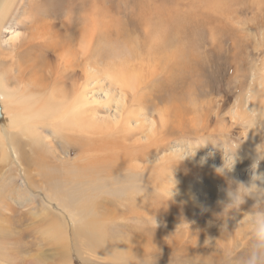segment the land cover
I'll list each match as a JSON object with an SVG mask.
<instances>
[{"label":"rangeland","instance_id":"1","mask_svg":"<svg viewBox=\"0 0 264 264\" xmlns=\"http://www.w3.org/2000/svg\"><path fill=\"white\" fill-rule=\"evenodd\" d=\"M73 1H50L46 8L48 12H66L72 8L68 3ZM89 3L88 9L79 11L71 22L75 23L79 35L82 27H86L85 32L78 35L75 45L80 51V47L90 41L93 51L98 55L102 51L105 58L102 69H107L114 61L128 60L141 72V85L138 91L129 94L125 115L127 111L137 114L136 109L142 108L141 113L158 123L153 141H157L158 149L163 147L159 157L174 158L173 150L188 151L190 146L199 148L211 143L209 152H219L230 159V142L232 147L238 144L230 159L231 167L224 169V175H219L218 168L206 169L190 160L180 163L178 171L174 168L176 172L172 173L179 181L174 185L175 195L166 207H161L157 201L145 199L144 202L142 198L136 201L130 197L136 188L151 195L152 186L162 175L158 171L162 168L157 164V170L151 172L153 176L146 171L151 167L149 161L130 162L139 152L131 156L134 150L129 147L138 139L146 144L145 133L135 136L127 146L108 142L107 133L93 137L94 145L84 141L83 145L66 142L65 145L38 146L20 131L10 130L7 124L3 128L0 125V226L7 230L5 241L0 239V248L5 246L12 254L10 264H27L40 253L59 252L61 247L49 237L46 229L47 221L59 220L67 232L69 256L63 260L60 251L49 263L87 264L86 258L97 247H92L78 230V221L72 222L62 211L67 205L57 206L60 202L56 198L65 199L71 194L69 209L77 210L80 217L86 204L96 209L100 221L104 222L112 252L129 245L137 259H143L144 250L137 246L142 243L143 249L149 246L156 251L153 240L159 250L157 264H170L175 245L179 249L187 246L190 259L207 257L215 252V242L221 235L223 221L218 217L223 212L222 204L228 200L229 181L233 182V189L237 184L250 187L255 183L258 189L264 190V159H260L259 153V148L264 151V116L250 109L257 101L262 106L259 110H264V99L249 93L260 83V78L264 79V0H91ZM3 32L2 46L9 48L13 39L23 35L25 30L13 27L12 31ZM100 39L102 41L98 42ZM160 43H166L168 48L157 52L153 45ZM180 50H183L185 63L177 60L169 63L165 56ZM115 111L112 102L109 107L93 108L90 114L97 115L96 125L102 123L108 129ZM235 112L240 113L236 119ZM161 119H164L162 123ZM13 133L16 134L11 146L9 138ZM100 137L107 142L98 147ZM2 149L5 150L4 158ZM40 152L45 162L47 159L58 168L73 169L69 182L63 183L68 178L63 169L56 179L45 178L50 169L46 171L45 164H40L42 169L37 164ZM63 152L69 155L64 166ZM107 156L125 160L124 170L111 168L112 162ZM157 156L152 160L155 161ZM132 166L136 172L130 170ZM242 170H247L246 175L252 173L259 178L245 181L241 179L243 173L239 172ZM25 183V194L32 195L29 200L20 193ZM181 197H184L183 202H180ZM194 200L198 201L194 204ZM257 202V197H250L241 206L240 213L231 214L234 219L227 222L230 232L243 218L242 213L249 212ZM43 212L47 213L48 219L45 213L41 214ZM144 212L155 215L157 227L154 233L137 231L138 220ZM182 221L191 226L196 238L193 235L188 239L185 226L184 235L175 237L174 242L170 237ZM248 241L247 233L239 230L235 242L239 248L236 259L247 253ZM110 254L104 248L97 253L100 257Z\"/></svg>","mask_w":264,"mask_h":264},{"label":"bare ground","instance_id":"2","mask_svg":"<svg viewBox=\"0 0 264 264\" xmlns=\"http://www.w3.org/2000/svg\"><path fill=\"white\" fill-rule=\"evenodd\" d=\"M50 1L38 2L37 0H0V94H6L8 89H17L11 103L0 104L1 128L7 124V128L14 131L17 130L18 132L20 131L24 137L31 139L32 142L38 146L44 144L65 145L66 142H73L74 144L79 142V144L83 145L84 141L94 145L93 137H98L106 133L109 134L106 135V138H109L108 142H115L123 144V146H127L128 142L135 136L145 133L144 138H142L146 140V144L140 142L138 139V141L131 146V148L129 147V149L134 150L131 156L135 152H139L138 154H134L131 158V164L133 161L139 162L141 160L149 161L151 165L156 161L159 168L164 170L167 169V166L174 160L183 159L185 157L181 163H185V161L190 160L199 166L201 165L206 167V169L207 167L226 170L230 169L226 167V160L229 164L231 163L228 156L219 152H209L211 143L199 148L190 146L188 151L173 150L172 157L174 158H167V156L159 157V154L162 152L161 148L163 147H159L158 149L157 141H153V138L156 137L155 133L158 129V123L153 119L151 120L147 115L141 113L142 108H139L138 110L136 109V111H138L137 114L134 111V113H132V111H127V114L125 115L130 99L129 94L138 91L139 86L141 85L140 71H137L134 64H132V61L128 60L127 62L125 60V62L114 61L109 64L107 69H102L101 65L105 64V58L101 55L102 51L99 52L98 55L97 51H93L90 41H86V39L84 46L80 45V51L75 45L79 35V30L76 28L75 23L71 22L79 11H86L88 9V5L91 0H74L73 2H69L68 4L72 7L71 10L62 13L58 11L48 12L46 7ZM52 4L53 3H51V5ZM85 13L86 12H83V14ZM62 15L66 17L65 20ZM84 19L87 20V16H84ZM13 27H19V29L25 30V33L13 39L9 48H4L1 42V38L3 36L2 34L4 33L3 30L10 32ZM85 30L86 27H82L79 37L85 32ZM101 41L102 39L98 40V42ZM154 45V50L157 52L168 48L166 43L164 45L161 43L158 45L156 44L155 46ZM93 54H96V56L93 57ZM173 54H175V52ZM173 54L169 56L167 54L165 56L169 63L171 60H177V62L180 61L181 63H185L183 50H180L175 55ZM126 63L128 64L126 65ZM116 92L117 95H115ZM249 93L252 97L257 94L258 97L263 96L264 99V79L260 78V83H258L257 86L255 85L254 89H251ZM138 98L141 99L139 95ZM112 102L116 108L113 116L110 117L112 126L106 129L103 127L104 125L102 123L96 125L99 119L97 118V115L90 114L93 113V108H97V106L102 105L109 107ZM261 107L262 106L259 102L254 101L253 105L250 106V109L253 112H258L260 116H264V110H259ZM221 108L222 107L220 106L219 111ZM239 114L236 112L233 114L235 119ZM163 120L164 119H161V123ZM15 134L16 133H13L9 138V144H11V146L14 144ZM100 138L102 139H99L100 141L98 143V147H100L99 145L102 146L107 142V139L103 137ZM3 149L2 154L4 158L6 155L5 150L3 151ZM137 149H140V151ZM122 151L124 154L123 149H121V152ZM121 152L118 154H121ZM119 156L116 159L107 156V160L112 162L111 168L116 167V170L119 169V171H122L124 170L126 161L119 159ZM156 156V160H152ZM61 159L64 162V166L65 162L69 161L68 153L63 152ZM128 159L126 160L128 161ZM36 162L41 169L42 167L40 164H45L46 171L48 168L50 169L49 173H46L45 176L48 180L56 179L62 172L61 169H63V172H66L65 175H68L67 180L63 183H66L67 181L69 182L71 179L73 169L66 167L58 168L56 165L54 166L51 164L47 159L45 162L42 159L41 152L40 155L37 156ZM179 164L173 166L171 173L176 172V170L178 171ZM157 165H151V167L146 171H148V173L156 171L158 168ZM92 168L95 169L94 166H92ZM129 168L132 171H137L135 166ZM162 170L158 171L163 174ZM235 171L236 170H234V173ZM239 172L243 173L241 179L245 181H254V177H256V180L259 178H257L259 175H254L252 173L246 175L245 173L247 170ZM151 174L153 175V173ZM172 178L174 180V185H177L179 181H177L174 177ZM22 187L23 190L20 191L21 196L26 192V183L23 184ZM28 193L29 192H27L24 196L29 200L32 195ZM70 196L71 194L65 199L56 198V200L58 199L60 202L57 206L61 208V204L67 205L63 207L62 211L66 212V215L69 216L68 218L71 221H78V230L85 235L88 241L92 244V247L95 246L100 248L105 245V251L112 253L107 232L103 228L104 222L100 221L96 209L91 206V204H86V206L81 210L82 215L80 217V213H76L77 210L74 212L72 209H69L70 205H72ZM196 197L198 198V196ZM182 198L184 197H181L180 202L184 201H182ZM197 201L198 200H194L192 203L195 204ZM203 205L201 204V206ZM44 213L45 212L41 214ZM45 215L47 216V213H45ZM77 216L80 217L78 220L76 219ZM46 218L48 219L49 216ZM46 224L49 237H51V239L61 247L60 251L62 253L63 260L68 259L69 255L66 246L68 237L64 225H62L59 220L56 222L51 221L50 223L47 221ZM6 231L7 230L4 227L0 226V239H3L4 241ZM142 246V243L139 244L137 249L144 250ZM126 249L127 247L122 248L121 250ZM60 251L53 253H40L33 256L31 259L29 258L30 260L27 264H50L49 262L53 261L55 257L60 254ZM138 251L142 252L140 250ZM11 255L12 254L7 251L5 246L0 248V264H10L12 259H10ZM62 264L70 263L68 261L62 262Z\"/></svg>","mask_w":264,"mask_h":264},{"label":"clouds","instance_id":"3","mask_svg":"<svg viewBox=\"0 0 264 264\" xmlns=\"http://www.w3.org/2000/svg\"><path fill=\"white\" fill-rule=\"evenodd\" d=\"M16 92L17 89L13 88L8 89L6 94H0V104L11 103ZM237 146L238 144L232 147L231 143H228V147L231 149L229 152L231 160ZM259 153L260 159H264V151H260L259 148ZM183 159H176L167 166L166 171L160 176L159 182L152 186L153 192L151 195H147L146 191L141 188H136L130 193V197L136 201L138 198H142L144 202L145 199L148 201H157L161 204V207H166L174 194V180L171 170L173 166L181 163ZM151 165L155 166L156 161ZM226 167H231V163L229 164L227 160ZM217 173L219 175H224V169H218ZM255 179L256 177H254V180ZM232 183L233 182L229 181L230 186L227 193L228 200L222 204L223 212L218 217V219L223 221V225L221 227L220 238L215 242L216 250L213 253L217 255L212 253L207 257L196 256L190 259L187 253V246L183 249H179L175 245L170 264H264V190L258 189L255 183L250 187L237 184L235 189H233L231 187ZM250 197H257L258 202L249 212L242 213L243 218L239 220L235 230L230 232L227 222L230 219H234L231 214L240 213L241 206L245 203L246 199ZM185 226H187L188 239L190 240L193 235L195 236L190 230L191 226L187 222L182 221L177 226L174 234L170 237L173 238L174 242L175 237L184 235ZM156 227L155 215L149 216L145 212L139 218L136 226L137 231L145 234L150 232L154 233ZM241 229L247 233L250 244L247 253L243 257L236 259L239 248L235 246V242L237 232ZM152 246L155 247L156 251L146 246L144 247L143 259H137L134 255L133 248L129 245H127L126 250H114L110 255L100 257L97 253L105 247V245H103L86 258L87 264H157L159 250L153 244V240ZM217 256L219 258H217Z\"/></svg>","mask_w":264,"mask_h":264}]
</instances>
